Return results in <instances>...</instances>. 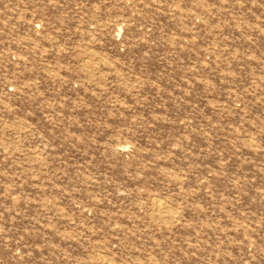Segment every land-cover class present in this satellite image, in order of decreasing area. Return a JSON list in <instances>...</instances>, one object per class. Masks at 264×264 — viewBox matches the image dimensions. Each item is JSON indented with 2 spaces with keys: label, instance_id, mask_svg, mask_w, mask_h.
<instances>
[{
  "label": "rangeland",
  "instance_id": "1",
  "mask_svg": "<svg viewBox=\"0 0 264 264\" xmlns=\"http://www.w3.org/2000/svg\"><path fill=\"white\" fill-rule=\"evenodd\" d=\"M0 264H264V0H0Z\"/></svg>",
  "mask_w": 264,
  "mask_h": 264
},
{
  "label": "bare ground",
  "instance_id": "2",
  "mask_svg": "<svg viewBox=\"0 0 264 264\" xmlns=\"http://www.w3.org/2000/svg\"><path fill=\"white\" fill-rule=\"evenodd\" d=\"M161 210V209H160ZM161 212V211H160Z\"/></svg>",
  "mask_w": 264,
  "mask_h": 264
}]
</instances>
